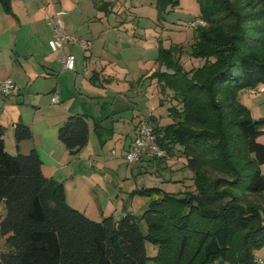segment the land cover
<instances>
[{
  "label": "trees",
  "instance_id": "trees-1",
  "mask_svg": "<svg viewBox=\"0 0 264 264\" xmlns=\"http://www.w3.org/2000/svg\"><path fill=\"white\" fill-rule=\"evenodd\" d=\"M156 1L161 10L180 3ZM199 2L207 26L195 28L191 55L204 63L187 70L175 57L182 47H160L157 62L173 72L153 76L172 91V121L151 118L167 155L179 147L186 158L194 189L181 195L159 187L135 190L132 196L150 198L142 214L126 210L119 219L94 220L68 203L63 182L44 174L37 149L8 152L0 122V264H259L264 118H253L239 94L264 85V0ZM0 4L14 14L10 0ZM89 136L82 114L70 115L58 130L70 154ZM14 137L19 149L32 137L31 127L17 122Z\"/></svg>",
  "mask_w": 264,
  "mask_h": 264
},
{
  "label": "rangeland",
  "instance_id": "rangeland-1",
  "mask_svg": "<svg viewBox=\"0 0 264 264\" xmlns=\"http://www.w3.org/2000/svg\"><path fill=\"white\" fill-rule=\"evenodd\" d=\"M70 1L73 2L72 9L77 10L76 14L83 16L84 24L89 21L92 23L93 21L92 27L96 29V27H99L96 23L97 20H101L104 24L101 23L99 25H103V27L108 26V29L111 31L110 40L112 39L113 43H117L124 53L123 60L120 59L121 63H126V66L129 67L130 75L134 77L132 80L134 88L132 89L137 90V92H134L130 88V90L124 93L123 87L115 83L110 85L109 89L105 88L103 92L97 91L92 93L93 97L87 98L86 95H89V93L80 84H76L77 94L82 92L84 95V97L77 95L80 99L76 104L80 109H85L86 113L93 116L100 115L102 109L103 117L106 116L103 123L105 126L112 123V118H115V127L113 129L107 126L101 130V135L105 142L101 147L96 142V134H99V132L91 129V142L88 148L83 152L82 158L74 162L79 164L80 169H87L92 166V161L89 163L91 165L87 166V157L90 153H93V160H100V163H103L101 165L96 162L94 163V166H96L93 167L95 172L100 173V177L102 178L100 184L95 183L97 188L95 187L96 191H94L97 192V189H99L98 194L100 196L98 197L99 202L97 203L96 201L98 205L91 206L92 209L87 216L94 220H102L108 216L119 219L126 210L132 211L136 215L142 214L147 208L150 198L139 194L132 196L135 190L142 188L159 187L164 191L177 195H181L185 190L194 189L193 173L185 165L186 158L179 151V147L175 149L174 154L165 156L162 159L163 161L152 159L148 156L145 159L141 158L134 163H129L125 158L126 151L123 148V142L126 137L128 139L127 142H129L133 133V123L131 122L134 118L132 116L133 110L143 115L148 110H154L155 114L160 116L162 124H168L172 121V117L169 116L171 102L168 100L172 91L167 87H163V82H160L157 76H153V73L157 70L169 73L173 72L166 65H161L157 62L156 58L158 57L160 47L170 48L175 45L182 47L179 52L177 51L175 57L180 58L183 67L187 70L203 65L204 60L202 58L191 55V44L195 40L196 27L187 26L189 21L195 20L201 15L199 0H180L177 7L171 8L167 6L162 10L157 6L156 0ZM45 2L43 0H31L28 7H21L15 3V7L20 11V15L26 17V19L29 20L40 16L39 21L30 25L25 24L22 28L20 39L18 38L17 41L19 42L20 51L24 55L20 59L21 62L29 57L33 61L40 59V56L36 53H29L28 57L29 49L30 52H33L35 49L39 50L40 53L45 50L43 36L48 30L52 29L51 26L46 24L52 14L50 13V17H48L46 23L43 20L47 12L44 6ZM76 5L77 7H75ZM55 13L53 14L55 15ZM205 25L207 26L206 22L201 26ZM84 51L87 52L89 50L84 49ZM78 63L79 68L84 63L83 58L79 55ZM16 65L21 69L19 64ZM22 72L23 70H17L16 74ZM81 75L78 76V80L79 78L80 80L83 79ZM56 79L57 76L47 78L44 81L39 78L37 84L42 85L43 88H49L51 84L56 82ZM75 81L77 82L76 78ZM63 82L67 90V88L72 86L73 79L68 78ZM259 87L263 86L259 85ZM20 89L22 95H12L5 99H9L8 102L22 101L23 104H19L20 108L24 112L26 111L23 117L27 122H34L36 130L40 125H43L41 122H46L44 121L45 119L51 122L59 118L60 112L56 109H61L64 101L52 104V94L45 91V93L39 96L40 106L36 108L32 104L37 95L31 92L28 93V88L25 85L21 86ZM239 98L250 109L253 118H264V91L249 94L247 90H243L240 92ZM2 101H4V97L0 95V110L3 112L1 106L4 102L2 103ZM83 101L88 102L84 104ZM124 101L132 104L133 108H126L114 113L118 107L124 105ZM162 101L164 104H161ZM35 110L36 114H34ZM4 115L5 121L10 126L9 123L13 113H11V110H7ZM133 120L136 122L138 118L135 117ZM13 139V135H11V142L8 143V148L15 152L17 146ZM104 160L109 163L105 164ZM87 174L92 177L94 176L91 171ZM103 175L106 177L105 180H103ZM97 177L95 176V178ZM86 190L88 191V195H92L91 188H86ZM81 201L79 206L85 210L88 200ZM4 211V205L0 206V215ZM143 227L144 229L146 228L145 224ZM149 252L153 254L154 249L150 247ZM255 255L258 261L259 259L264 260V245L255 251ZM214 264H231V262L216 261Z\"/></svg>",
  "mask_w": 264,
  "mask_h": 264
},
{
  "label": "crops",
  "instance_id": "crops-1",
  "mask_svg": "<svg viewBox=\"0 0 264 264\" xmlns=\"http://www.w3.org/2000/svg\"><path fill=\"white\" fill-rule=\"evenodd\" d=\"M43 1H46L44 6L47 10L46 15H44L43 18L45 23L48 17H50V13L52 14L51 17L55 12L61 13V17L64 20V31L72 36V40L66 43L62 50L53 51L49 45V41L53 37V27L49 25L47 21L46 24L51 26L52 29L48 30L43 36V46L45 47V50H43L41 53L36 49L33 52H30V49L28 50V57L29 53H36L40 56V59L38 61H33L29 57L21 62L20 59L24 55H22L23 52L20 51V47L18 46L19 42L17 41L18 38L20 39L22 28L25 24L30 25L34 24L36 21H39L40 16L38 18L33 17L32 19L28 20L26 17L21 16L20 11L16 9L15 3L19 4L21 7H28L31 3V0H10L14 14L6 13L0 4V80H5L8 78L14 80L15 88L10 96L22 95L20 87L25 85L28 88V93L31 92L32 94L37 95L32 104L36 108L40 106L39 96L45 93V91H48L52 94V104L54 103L52 101L53 96L57 97V103L64 101L63 107L61 109H56L60 112L59 118L51 122L45 119L44 121L46 122H41L43 125L39 124L40 127L36 130L34 125L35 123L27 122L23 117L25 116L24 114L26 111L24 112L19 105L23 104V102L17 100L9 101V103V99L5 98H9L10 96H5L2 93L0 86V95L4 97V101H2V103H4L1 106L3 108V112L0 110V122L6 127L5 145L8 152L12 154H16L17 152L26 154L33 148L37 149L43 160L44 174L48 177H53L56 180L63 182L66 188V197L68 203L88 215L89 211L92 209L91 206L98 205V197L100 194H98L99 189H97V192H94L96 191L95 183L100 184V181L102 180L100 173L95 172L93 168L96 167L94 166V163L96 162L99 165L103 163H100V160L94 161L92 158L93 153H90L87 157V166L91 165H89L91 161L92 166L87 169H80L78 166L79 164L74 162L82 158L81 156H83V152L88 148L89 143L91 142V136H89L88 144L83 147L79 153L70 154L64 143L58 137L59 127L72 114L85 115L88 118L90 125V134L91 129L99 132V134H96V142L101 147L105 143L104 138L101 135V130L107 126L113 129L115 127V118H112V123L105 126L103 123L106 116L103 117L104 114L102 109L100 115L98 116H93L86 113L85 109L83 108L80 109L76 104V102L80 99L77 95H81V97H84V95L82 92L77 94L76 91L78 90H76V84H80L81 87L85 89L87 93H89V95H86L87 98H92V93L97 91L103 92V89L105 88L109 89L111 87L110 85L115 83H118L123 87L124 93L127 90H130V88L134 92H137V90L132 89L134 88V85L132 84L134 77L133 75H130V70H128L129 67L126 66V63H121L120 59L123 58L124 53L121 51L117 43H113L112 39L110 40L111 31L108 29V26L103 27V25H99L101 23L104 24L101 20H97L96 23L99 27H96V29L92 27V24H94L93 21L92 23L89 21L84 24L83 16L76 14L77 10L72 9L73 2L70 0ZM75 7H77V5ZM86 26H88V28H86ZM85 43L88 45V47H84ZM84 49H88L89 51L85 52ZM66 53H73L75 55L76 63L75 68L72 70L66 69L64 67L62 59ZM78 55L84 60L83 66H80V68L78 63ZM92 61H94V63H92ZM16 64H19L21 69ZM17 70H23V72L16 74ZM81 73H83V75H81ZM80 75L83 76V79L80 80L79 78L78 80V76ZM54 76H57L56 82L51 84L49 88H43L42 85L37 84L39 78L44 81L45 79L52 78ZM68 78L73 79V84L66 90L63 81ZM75 78L77 79V82L75 81ZM262 86L263 87L258 86L260 88L258 92L264 91V85ZM247 91L249 94H252L249 92V90ZM83 102L85 104L88 101ZM161 104H164V102H161ZM126 108L132 109L133 105L124 101V105L118 107V110L116 109V112L114 113L120 112V110ZM7 110H11V113H13L10 119L11 124L9 123L10 126H8V122L5 121L4 113ZM152 111L153 115L161 123L160 116H157L154 110ZM36 113L37 112L35 110L34 114ZM132 113V116L134 118H138V120L136 122L133 120L134 118L131 120L133 123V133L129 142H127V137L123 142V148L125 151L128 149L134 138L137 125L145 116L143 114L136 113L134 110ZM19 121H22L31 127L32 137L23 140L20 143L19 149L13 152L8 148V143L11 142V135H13L14 143H16L14 137V127ZM95 123L98 125L97 129L95 127ZM259 140L264 142V135H262ZM99 157L101 156L99 155ZM146 157L143 158L145 159ZM104 163L108 164L109 162L104 160ZM89 171L92 172L94 175L93 177L87 174ZM95 176L98 177L95 178ZM105 179L106 177L103 175V180ZM86 188H91L92 195H88ZM86 199L88 200L87 208L83 210L79 205L82 202L81 200Z\"/></svg>",
  "mask_w": 264,
  "mask_h": 264
},
{
  "label": "built area",
  "instance_id": "built-area-1",
  "mask_svg": "<svg viewBox=\"0 0 264 264\" xmlns=\"http://www.w3.org/2000/svg\"><path fill=\"white\" fill-rule=\"evenodd\" d=\"M205 21L199 17L195 20L188 22V27L201 26ZM48 24L53 27V37L49 41L50 48L53 51H60L64 48V45L72 40V36L64 31V20L61 17V13H56L49 20ZM84 47H88L86 43ZM63 64L66 69L72 70L75 68L76 58L73 53H66L63 56ZM0 86L2 93L5 96H10L15 88V82L13 79L8 78L5 80H0ZM260 88H250L248 89L250 93H257ZM52 101L54 103L58 102L56 96H53ZM153 111L148 110L144 118L139 122L135 129L134 138L129 145L125 153V158L129 163H134L140 160L144 156H156L158 158H164L167 156V151L162 148L156 138L154 133V124L152 122ZM260 264H264L263 259H259Z\"/></svg>",
  "mask_w": 264,
  "mask_h": 264
}]
</instances>
